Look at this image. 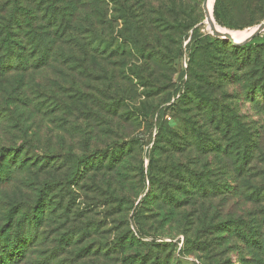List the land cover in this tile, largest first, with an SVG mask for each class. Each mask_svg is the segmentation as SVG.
<instances>
[{
  "label": "rangeland",
  "instance_id": "rangeland-1",
  "mask_svg": "<svg viewBox=\"0 0 264 264\" xmlns=\"http://www.w3.org/2000/svg\"><path fill=\"white\" fill-rule=\"evenodd\" d=\"M222 1L234 28L213 17L220 29L264 20V0ZM97 15L70 58L0 59V264H264V200L250 196L264 187V31L215 40L202 0H105ZM189 73L211 103L182 100ZM185 132L208 159L252 146L250 188L221 172L207 197L184 192L174 159L193 152L172 137Z\"/></svg>",
  "mask_w": 264,
  "mask_h": 264
},
{
  "label": "trees",
  "instance_id": "trees-1",
  "mask_svg": "<svg viewBox=\"0 0 264 264\" xmlns=\"http://www.w3.org/2000/svg\"><path fill=\"white\" fill-rule=\"evenodd\" d=\"M17 1L20 4V0H8L7 3L0 7V59H15L16 64L10 68L14 70L17 68L24 71H35L43 68L49 64L48 62L51 58L53 60L70 58L76 52L77 47L75 44L80 45L78 36L90 35V31L86 32V30L91 29L94 18H97V14H99L100 3L105 2V0H25L33 6L25 4L23 13H20L19 10L13 7ZM135 7L132 4L130 8L136 12ZM212 8L213 17L217 23L234 28L229 22V13L222 0L213 1ZM216 26L222 28L217 24ZM222 30L232 34H235L233 31H236L225 28ZM215 40L218 39L215 38ZM236 46L232 45V47ZM28 57L32 60L28 61ZM190 75L191 73H189V77H187V81L184 84L182 100L187 98L191 99L192 102L196 101L197 104L201 102L202 104L211 103V97H208L207 93L202 92L203 90L201 93L197 91L198 86L195 85L193 91L190 90L188 87L190 86L188 84L192 83ZM176 91L177 88L174 93ZM182 94L179 93L178 98ZM169 101L170 99H167V102ZM171 106L172 104L168 108H171ZM155 111H157V108L152 109L149 113L150 118ZM158 112L157 118L162 116L161 109ZM162 127H165L163 123L156 133L158 140L163 135ZM199 133H176L172 137V152L174 154L175 152L176 154H184L183 145L189 148L188 150L191 153L193 152L191 160L181 162L174 159L173 172L175 177L181 182L182 190L189 192V196L191 197L198 195L205 198L210 193L209 184L214 186V183H216L214 181L219 177V174L225 172V175H235V178L238 180L243 177V183L247 180V183L243 184V188L251 187L250 196L254 200H264V187H253L254 185L249 187L248 185L252 170L245 165L250 157L249 153L252 151V146L249 149V145L246 149H241V153H238L239 150L230 151V148H227L222 151L226 154L225 156L215 151L214 156L226 159L219 160L218 157H216V160H214V157L208 159L211 154H214V151L208 150L207 138ZM255 146L257 149L258 145L255 144ZM217 162L219 163L217 164ZM214 164H217V166L214 167ZM213 174H216V176L214 177ZM186 181H190L191 183L189 182L188 184ZM233 182L235 183V181ZM191 184H193L192 190L187 191L188 185Z\"/></svg>",
  "mask_w": 264,
  "mask_h": 264
},
{
  "label": "water",
  "instance_id": "water-1",
  "mask_svg": "<svg viewBox=\"0 0 264 264\" xmlns=\"http://www.w3.org/2000/svg\"><path fill=\"white\" fill-rule=\"evenodd\" d=\"M207 4H208V0H202V10H203L205 17L207 15ZM210 31H211L213 37H215L217 39H222V40L228 41L232 45L239 46V45L245 44L248 41L253 40L260 33H262L264 31V20L261 23H259L257 26L253 27V30L250 33V35L245 40H243L241 42H235L229 33L217 32L212 25L210 26Z\"/></svg>",
  "mask_w": 264,
  "mask_h": 264
},
{
  "label": "bare ground",
  "instance_id": "bare-ground-1",
  "mask_svg": "<svg viewBox=\"0 0 264 264\" xmlns=\"http://www.w3.org/2000/svg\"><path fill=\"white\" fill-rule=\"evenodd\" d=\"M205 23L207 24L209 31H210V26L212 25L217 32L229 33L235 42H241V41L245 40L253 30L252 29L251 31L244 32L241 34H237V33L232 34L230 32H227L225 30L220 29L218 26H216V24L213 20L212 14H211V0H208L207 15L205 17Z\"/></svg>",
  "mask_w": 264,
  "mask_h": 264
}]
</instances>
